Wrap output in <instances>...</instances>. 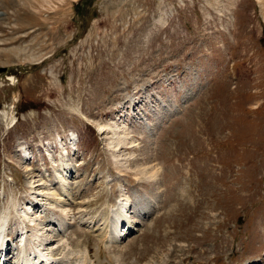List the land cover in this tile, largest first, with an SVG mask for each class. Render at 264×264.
<instances>
[{
  "label": "rangeland",
  "instance_id": "374dc122",
  "mask_svg": "<svg viewBox=\"0 0 264 264\" xmlns=\"http://www.w3.org/2000/svg\"><path fill=\"white\" fill-rule=\"evenodd\" d=\"M0 218L28 264H264V0H0Z\"/></svg>",
  "mask_w": 264,
  "mask_h": 264
},
{
  "label": "bare ground",
  "instance_id": "6f19581e",
  "mask_svg": "<svg viewBox=\"0 0 264 264\" xmlns=\"http://www.w3.org/2000/svg\"><path fill=\"white\" fill-rule=\"evenodd\" d=\"M121 221V218L120 217H117V221H116V225L119 224V222ZM3 225H4V219L0 218V234L3 232ZM0 244L2 245L3 244V241H2V238L0 237ZM23 258V264H28V263H25V261L27 262V260H25Z\"/></svg>",
  "mask_w": 264,
  "mask_h": 264
}]
</instances>
